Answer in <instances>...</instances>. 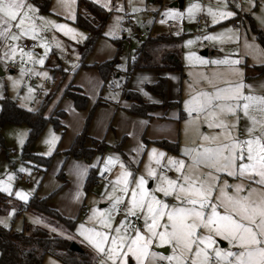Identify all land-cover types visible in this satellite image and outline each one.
<instances>
[{
  "label": "rangeland",
  "instance_id": "rangeland-1",
  "mask_svg": "<svg viewBox=\"0 0 264 264\" xmlns=\"http://www.w3.org/2000/svg\"><path fill=\"white\" fill-rule=\"evenodd\" d=\"M173 3V0L166 2L162 14L163 16L171 17L176 23V27L173 29L167 28L166 31L175 36L179 35L182 38L181 62L184 67L182 73V79L185 80L184 82H186V80L193 81V72L197 73L199 69H201V66L211 64H204L201 63V61L211 62L213 60H223L226 57L230 60L239 61L237 65H231L230 67L239 68L238 66H240L239 69L242 70L243 74L246 72L248 78L254 77L255 69L252 68V66L256 65V62L264 63V47L255 41L254 33L251 32L248 19L245 15L251 16V13L253 12L258 25L264 29V0H186V3L182 8L172 7ZM225 4L227 5V8L224 7ZM192 5H195V8L192 9V14L190 15L188 9ZM255 6H257L256 9H254ZM220 11H232L235 14L231 17L221 19L219 17ZM213 12L216 13L217 23L212 22ZM133 17L135 23L134 21H132V23L136 26V32L134 35L131 30H126L127 28L125 27L122 28L121 22L117 28L120 35L118 34L117 36L112 37H121L124 32V36L128 39V41L126 40L124 43V51L121 53L118 60L120 63V69L122 70H125L128 67L129 57L132 56V53L138 48L139 40L137 38V33L146 32V30H149L151 27L150 22H143L137 19V17ZM199 18L200 22L198 23ZM237 20L239 21V24L235 26L234 22ZM34 23H36V20ZM160 25H154L150 29L151 32H153V34L157 33L160 27H162ZM208 36L218 38L206 39L205 37ZM189 41H191V43H187ZM53 43L56 44V42ZM246 43L253 44L256 47H245ZM64 49L65 50L60 48L54 49L56 56L49 59V64L51 63L59 66L58 62H61L62 69L66 73H70L60 86H56V83H52L51 81L49 86L45 89L42 88V80L45 78L51 80L52 76L48 67L37 63V61L43 58V56L44 59L48 56L49 51L46 50V52L38 55L32 52L30 56L22 57V59L18 58L19 55L15 56L13 59H9V61L6 62L8 66L11 67V65H15L14 76H12L10 72H7L4 77H0L1 94L2 88L3 90H6L5 92L7 95L13 94L12 96L14 97V100L22 110L38 111L41 103L49 98L50 101L46 109L43 110L44 116L47 118H50L53 115L56 107H60L61 109H58L62 110V107L65 106L66 103L71 107L70 112L63 109L66 111V114L65 120L60 122L61 127H53L50 123L46 124L39 137L28 147L25 145L28 136V127L25 125H13L9 123L4 125L0 130V187H9L11 189L10 192L0 191V193L13 203V206H11L9 211L0 215V224L6 229H12L16 232H21L27 225L44 228L53 235L63 236L67 239L74 240L73 242L76 241L80 246L87 247L96 257L95 264H100V261L104 257L97 253L95 249L88 244L84 237L80 235V232L84 229H93L97 227V219H90V217L93 216L92 209L96 208L102 211L110 209L112 201L117 196L124 197V200L119 206L121 212L113 211V223L119 224L120 220L125 218L126 213L124 208L127 207L126 201L131 193H124L121 191V188L124 186L122 182H118V178L121 177V172L128 171L132 174L127 179L129 184L133 187L135 186L136 178L143 175L147 181L145 187L149 191H152L161 182L159 176L160 172H163L164 175L170 179H176L178 175L175 169L169 166L168 157H173L177 160L182 159L186 164L191 163V158L185 155L182 152V149L195 148L202 143L199 139L200 135H215L220 129L209 128L203 115L200 116L201 122L199 123L198 121H192L189 114L185 113L186 119H181L184 133L181 134V142L179 146L175 147V153L159 146L156 147L154 143H147L146 140H144L145 136L142 135L143 133H138L133 126L128 124L127 118L130 117L125 112L123 113L119 108L121 103H117L119 102V99H121V94H119V84L116 82L112 89L108 88V90H104L102 95L103 97L107 96L108 99L110 97L113 103L117 104L116 106L118 108L112 107L111 118L104 119L107 115V110L99 107L96 109L93 116L94 121L93 119L92 121L95 122L93 131L100 137L97 139L104 137V141H106L110 147H115L121 141L124 142L121 149L122 154L118 151L109 150L102 156L94 155L90 162H86L82 159L78 160L64 157L63 153L70 148L72 140L83 127L76 116L84 113L78 111L73 112L74 108L71 100L62 98L64 89L70 82L73 83L75 81L84 80L82 82H84L85 88L88 90V104H93V101L97 99L94 90L91 88L90 84H88L89 81L85 78L86 75L84 76L80 71L82 69H80L79 58L76 57L72 50ZM203 51H207L208 54L206 56L201 55V52ZM26 63L33 64L37 68L42 67L43 73H46V75L39 74L38 78L33 80L34 84L22 83L23 77L20 75L21 67ZM225 72L228 75V82L236 83L240 81V77L236 76L237 74L232 72L231 69L226 70ZM78 75L80 77H78ZM198 77L201 78L200 76ZM198 77L196 76L195 79H198ZM244 80L245 76L243 75L244 84L250 81V79H246L248 80L247 82ZM215 85L220 87L225 86L224 82L216 83ZM248 86H251V92L257 91L256 84H253L252 82L249 83V85L246 86L247 89L245 88L246 91H250ZM39 89H41L42 98L36 100L34 99V94ZM260 90H262L260 95H264V87ZM184 95H186V93ZM3 98L4 97L0 98V101ZM31 103L34 104L33 110L29 107ZM252 114L257 116V118H260L261 115L259 112H253ZM195 116L196 113L193 112L192 117ZM240 117L241 118L238 122V132H233V135L238 134L240 139H245L248 121L243 117L242 112L240 113ZM221 118L229 124L235 120V117L231 115L222 116ZM103 119L105 125H102ZM186 122L189 123L186 125ZM90 128L88 132L89 134H91L92 130V128ZM220 139L223 140V137L221 136ZM21 141L23 142L21 143ZM153 148L157 150V153L150 158L149 152ZM25 152L31 153L37 157L51 158L49 166L45 167L41 162L37 163L24 158L25 155L23 154ZM159 152H163L165 156L159 157ZM109 157H111L112 160L106 163V160ZM121 164L124 165V169H121ZM146 166L155 169L157 175L155 177L149 176L147 174ZM22 168L25 170L21 171ZM90 168L96 172L98 177L103 174V171L108 172L109 178L103 181L98 179L96 184H92L88 191H86L83 188V184ZM34 169L38 170L39 175L32 174ZM102 169L104 170L102 171ZM187 171L189 170L186 168L185 172ZM205 171H207V169H205ZM225 181H227L229 185L244 183L250 187H258L250 184L247 180L242 181L239 176L233 178L224 173H220L219 183L223 185ZM61 184H65V186L60 187L57 194L50 199L47 204L56 211H61L64 216L70 219H76V224L74 225L72 232L66 233L60 228L57 229L53 223L49 222L44 217H40L29 211L17 215L16 209L18 208L15 206L16 203L25 204L29 197L35 193L39 198L46 197L55 192ZM17 191L22 195L27 196V199L23 200L17 197ZM226 191L230 195L233 194L232 188H228ZM217 194H219V189H217ZM155 195L158 199L167 202L170 206L175 204V199L173 197H165L163 193H155ZM219 211L223 212L224 209L220 208ZM10 213L11 215H9ZM130 218L135 217H129V219ZM164 219L166 221V217ZM82 225L83 228L81 227ZM136 226L143 232L144 220L142 217L138 219ZM160 230L163 229L161 228ZM199 231L202 234L204 233L203 229H199ZM130 234L134 235L135 231L133 230ZM214 239L216 244L213 245V247L232 250L234 252L238 251L235 247L230 249L228 241L220 237H214ZM149 250L150 252L158 253L160 256L167 257L172 255L173 247L171 244L162 243L158 238H155L154 242L149 245ZM127 259L130 263L136 264V261L131 256ZM42 264H60V262L47 255L44 257ZM145 264H168V261H161L159 259L154 260L151 256H148L145 258Z\"/></svg>",
  "mask_w": 264,
  "mask_h": 264
},
{
  "label": "snow or ice",
  "instance_id": "snow-or-ice-1",
  "mask_svg": "<svg viewBox=\"0 0 264 264\" xmlns=\"http://www.w3.org/2000/svg\"><path fill=\"white\" fill-rule=\"evenodd\" d=\"M224 7L227 8V5ZM194 8L195 5H192L188 9L190 15ZM234 14L232 11H220L219 17L225 19ZM212 16V22L217 23L216 13L213 12ZM37 18L41 21L45 19L37 17V9L33 4L27 3V0H0V39L12 42L5 45L11 53H5L7 58L13 59L17 49L22 57L31 55L20 48L17 41L25 36L36 38L37 26L34 21ZM48 23L59 30L67 29L65 34L74 32L64 24L52 21ZM245 47L256 46L246 43ZM43 62V58L37 61L40 64ZM201 63L234 66L239 61L226 57L223 60ZM231 71L240 77L239 82L224 81L225 86L220 87L205 76L204 79L214 90L198 93L202 99L192 98L191 107L190 101H185V109L192 120L199 121V117L203 115L209 128L220 131L211 136L200 135L202 143L195 148L182 149L191 158V163L186 164L184 160L173 157L167 158L169 166L178 174L176 179H170L160 172V184L149 191L145 187L147 181L143 175L136 178L133 187L127 179L132 174L122 171L118 178V182L124 185L121 191L131 193L126 201L127 207L124 208L125 218L119 224L113 223V211H119L124 200L122 196H117L106 211L92 209L93 216L90 219H97V227L84 229L80 235L104 257L100 264H130L127 259L129 256L136 264H145L148 256L154 260H167L168 264H264V95L252 94L251 86H248L249 93L245 94L242 70L232 67ZM193 112L196 113L195 117H192ZM241 112L248 121L245 139H240L238 134L233 135V132H238ZM253 112H259L260 118L253 115ZM227 115L235 117L230 124L221 118ZM187 123L189 122L186 125ZM221 136L223 140L220 139ZM156 153L157 150L153 148L149 152L150 158ZM158 156L164 157L165 154L159 152ZM111 160V157L107 158L106 163ZM120 167L124 169L123 164ZM186 168L189 171L185 172ZM220 173L233 178L239 176L242 181L247 180L258 187H250L244 183L229 185L227 181L221 185ZM147 174L153 177L157 175L156 170L151 167H147ZM228 188H232L233 194L226 191ZM0 191L10 192L11 189L0 187ZM155 193L173 197L175 204L170 206L158 199ZM16 195L20 199H27L19 191ZM220 208L224 211L220 212ZM129 217L143 218V232ZM199 229H203L204 233ZM133 230L135 234L131 235ZM214 237L228 241L229 248L235 247L238 251L213 247L216 244ZM155 238L162 243L171 244L172 255L163 257L150 252L149 245Z\"/></svg>",
  "mask_w": 264,
  "mask_h": 264
},
{
  "label": "trees",
  "instance_id": "trees-1",
  "mask_svg": "<svg viewBox=\"0 0 264 264\" xmlns=\"http://www.w3.org/2000/svg\"><path fill=\"white\" fill-rule=\"evenodd\" d=\"M36 5L40 12L48 13L50 3L48 0H30ZM160 3L158 0H154ZM75 20L73 24L80 30L86 33V38L82 45V55L80 60V69H94L98 73L99 79L102 81L100 89V98L89 107L88 97L83 95L81 90L72 84L64 89L62 98L71 100L73 108L77 111H87V115L83 124L82 131L76 135L71 147L63 153L66 158L82 159L90 162L94 155L102 156L109 150L118 151L122 154V147L124 142L121 141L115 147H110L104 139L98 141L88 135L90 123L93 119L96 109L103 105L111 104L110 99L102 98L104 90L112 89L116 82L119 84V94L125 98L129 103L123 109L129 115L138 116L141 118L151 117L153 113L161 110H174L179 108V101H170L167 97L168 79L162 77L153 84H147L145 90L152 93L160 99L158 104L146 103L141 94L128 89L132 72L136 70H162L170 73H183L182 56V38L181 36H172L169 34L155 35L149 30H146L145 38L141 39L137 36L139 43L138 48L133 52L130 59V64L126 70L119 68L118 56L123 52L124 43L128 39L124 36L115 37L112 44L117 49V55L108 61L100 64L88 65L85 63L86 59L94 52V47L100 38L104 36L103 30L111 18V10H107L89 0H76ZM159 13L153 14L151 22L154 23L155 18ZM127 21L122 22V28L131 30L127 27ZM131 25V24H130ZM154 24H151L153 27ZM132 32V31H131ZM133 34V33H132ZM257 40L259 44L264 47V37L261 33L256 31ZM134 35V34H133ZM255 75H264V65L255 67ZM68 76L61 68L54 70L52 76V83L60 86L64 79ZM50 98L41 103L38 111L22 110L18 107L16 101L5 97L1 100L0 108V130L3 125H25L28 127V136L26 139V146H31L33 141L39 137L40 133L45 128L46 124H51L53 127H61L59 119L64 117L63 111L55 109V112L50 118L44 116L43 110L46 109ZM34 108V107H33ZM31 108V110H33ZM180 113L182 110L180 109ZM63 128V127H62ZM156 146L166 149L171 152H176V144H170L166 141L155 142ZM24 158L30 159L37 163H42L45 167L50 164L51 158L37 157L31 153L25 152ZM63 178V176H62ZM101 178L97 176L92 168L88 170V175L83 185V188L88 191L92 184H96L97 180ZM46 197L39 198L37 194L30 196L25 204L16 203L17 215L22 212H32L40 217H44L49 222L53 223L57 229L70 233L76 224V219H67L63 217L58 211L52 209L47 203L52 199L60 187ZM13 206L12 201L0 193V215L5 214ZM74 240L67 239L63 236H56L44 228L26 226L21 232L6 229L0 224V264H42L45 256L49 255L60 262V264H94L96 257L90 249H86L77 244L82 252H72L69 246Z\"/></svg>",
  "mask_w": 264,
  "mask_h": 264
},
{
  "label": "crops",
  "instance_id": "crops-1",
  "mask_svg": "<svg viewBox=\"0 0 264 264\" xmlns=\"http://www.w3.org/2000/svg\"><path fill=\"white\" fill-rule=\"evenodd\" d=\"M48 1L50 3L49 12L44 13V12H40L38 7L36 5H34L33 3H31L30 0H27V3L33 4V6L37 9V17L42 16L45 19L43 21L39 20L38 18L35 19L36 20L35 24L37 26V32H36V38L35 39H33L31 36H25L24 38L38 42L37 48L34 51H26L25 50L26 52H30V53L33 52L34 54L38 55L40 53L49 51L48 56L45 59L43 56V61H44L43 65L48 67V69L50 70V74L53 76L55 69H57V68L62 69L61 62L60 63L58 62L59 66H57L55 64H51V63L49 64V59L53 56H56V52L54 49H56V48H60L63 50H65L64 48L70 49L75 53L76 57L79 58V60H81V55L83 52L82 45H83L84 40L86 38V33L84 31L80 30L79 28H77L73 24V22L75 20L74 17H75V9H76V3H75L76 0H74V2H73V0H48ZM89 1L94 2L97 5L99 4L100 6H102L103 8H105L107 10H111V16H110L111 18L109 19L108 24L105 26V29L103 30L104 36L99 39V41L96 43V45L94 47V49H95L94 52L85 61V63L88 65H94V64H100L101 62H104V61L111 60L117 55L116 54L117 49L112 44V40L115 37L114 38H112V37L117 36L118 34L120 35L117 28H118V25L121 24V22H123L125 20V21H127L126 22L127 26H130L132 21H134L133 16H135L140 21H143V22L147 21V22H150V24L156 25L155 23L150 21L152 15L156 14V13L162 14V11L164 10L165 3L172 1V0H158V1H160V3H157L154 0H89ZM173 1L175 2L176 0H173ZM239 1H241V0H239ZM185 3H186V0H183V5ZM183 5H182V7H183ZM256 7L257 6H255L254 9H256ZM117 9H120V10L117 11ZM251 14H252L251 16L250 15H245V16L248 19L249 28L251 29V32L254 33V39L259 44V42L257 40L256 31L261 33L262 36L264 37V29L258 25L257 19L253 15V12ZM168 18L174 21V19H172L171 17H168ZM48 21H52L55 24H64L67 26V28L73 29L74 32H69L68 34H65L67 29L59 30L56 27H54L53 24H49ZM237 21H235V22H237ZM134 23H135V21H134ZM175 25H176V23H175ZM175 25H174V27H176ZM160 26H162V27H160ZM160 26H159L160 29L158 30V32L154 33L155 35L169 34V35L175 36V35L171 34L170 32L166 31L167 27L164 24H162ZM150 28H152V27H150ZM13 31H15V29H13ZM148 32H151V30ZM144 33L147 34V32H144ZM151 33L153 34V32H151ZM176 36H179V35H176ZM20 41L21 40L17 41L19 47H20ZM53 42H56V44ZM10 43H12V42L0 39V77H4L5 73H7V72H10L12 74V76H14V73H15V70L10 69V66H8V64L6 63L7 61H9V58H7L5 56V53L8 52L9 55H11V53H10V50L5 47V45L10 44ZM17 55H19L18 58L22 59V56L19 53V49H17V53L15 56H17ZM120 55L118 56V60L120 58ZM131 57L132 56L129 57L128 63L130 62ZM118 63H119V61H118ZM119 65H120V63H119ZM262 65H264L263 62H256V65L252 66V68L255 69V67H259ZM31 66H33V69L31 70V74L34 77L38 78L39 74L43 73L42 67L37 68L33 64ZM230 66L231 65H229V64H208L206 66H201V69H199V71L197 73L193 72V74H194L193 75V77H194L193 81L186 80V82H184L185 80L182 79V75H180L178 72L177 73H170V72H166L164 69H162V70H145V71L144 70H136V71L131 73V75L129 76L130 81H129L128 89L130 91L133 90V91L141 94L142 98L144 99V101L146 103L148 102V103H154V104H158L160 102V99L158 97H156L155 95H153L152 93H149L148 91H146L144 88L147 84H153L156 81H158V79H160L162 77H166L168 79V86H167V92H166L167 97L170 101H173V102L179 101V108L182 110V113H180V109H174V110H170L167 112H166V110L163 109L161 111H157V112L153 113L151 117H148L146 119V118H141V117L134 116V115L131 116L125 110H123L129 104L125 100L124 97L121 96L120 97L121 99H119V102L117 104L121 103L119 108L123 111V113L125 112L130 117V118H127L128 124L133 126V128L138 133H141V134L143 133L142 135L145 136L144 140H146L147 143L149 142V143L153 144L155 142L166 141L170 144H176L177 146H179V144L181 142V139H180L181 134L184 133V129L182 128L183 123H182L181 119H184V118L186 119V114L188 113V111H186V109H185V101L189 100L190 101L189 106L191 107V104L193 102L192 98H196V100L202 99L201 97L198 96V93L205 92V91L208 92V91L213 90V89H211V88H213L212 85H210L204 79L205 76H208L210 79H212L213 84L222 83L224 81H229L228 75L225 71L231 69L232 67H230ZM238 67L240 68V66H238ZM21 68L22 69H21L20 75H21V77H23L24 72H25L24 66ZM119 68H120V66H119ZM80 71L82 72V74L84 76L86 75L85 78H87V80L89 81L88 84H90L91 88L94 90V92L96 94L97 99L95 101H93V104H94L100 98V89H101L102 81H101V79H99L98 73L94 69H84V70H80ZM67 74L69 75L70 73L67 72ZM243 75L245 76L244 81L247 82L248 80H246V79H250V81L245 84V88L247 85H249V83L252 82L253 84L257 85V91L251 92V93L255 94V95H260L262 93V90H260V89L262 87H264V75L257 76L254 74V77H250V78H248V76L246 75V72H244ZM52 76H51V79H52ZM196 76L197 77L200 76L201 78L198 77V79H195ZM236 76H238V75H236ZM78 77H80V76L78 75ZM145 78H147V79H145ZM3 81H5V80H3ZM50 81H52V80H50ZM82 81H84V80H82ZM82 81H75L72 84L75 85L76 87H78L81 90L83 95H86L88 97V95H87L88 90L85 88L84 82H82ZM22 83H25V81H23V78H22ZM33 84H34V82H33ZM49 85H43L42 84V88L45 89ZM189 86H191V87H189ZM245 88L243 89V91L245 94H248L249 91H246ZM184 90H185L186 95H184L185 94ZM5 91L6 90H3V88H2V94H1V90H0V98H2V97L8 98L9 97L11 100L15 101L14 97L12 96L13 94L7 95V93ZM187 95H188V97H187ZM102 98H103V96H102ZM105 98H107V96H105ZM34 99H35V97H34ZM109 99H110V97H109ZM88 100H89V98H88ZM93 104L89 105V107L92 106ZM117 104L111 102V104H107L110 107H108L107 105L101 106L102 108H105L107 110V112H106L107 115L104 119H110L111 118V112H112L111 108L112 107L118 108L116 106ZM58 108H60V107H58ZM58 108H57V110L61 109V108L60 109H58ZM62 108L66 111H69V112L71 109V107L67 103ZM63 109L60 111H63L66 114V111H64ZM74 110L75 109H73V112L77 111V110H75V111ZM78 112H84L81 115L76 116L77 119H79L80 124H82V126H83L86 115H87V111H78ZM104 119L102 121V125H105ZM188 119H190V118H188ZM62 120H65V115H64V117H62L59 120V123L62 122ZM93 121H94V119H93ZM93 121L91 122V125H90L92 128L91 134L88 133V135L91 138L100 141L104 137H102L101 139H97L100 137L97 134H95L93 131V129L95 127L94 126L95 122H93ZM192 121H194V120H192ZM198 122L199 123L201 122L200 117H199ZM181 128H182V130H181ZM82 129H83V127H82ZM82 129H81V131H82ZM79 133H77V135ZM156 147H158V146H156ZM103 173H105V171H103ZM106 173H108V172H106ZM101 176H100V178H101ZM108 178H109V174H108L107 179ZM107 179H105V180H107ZM84 183H85V181H84ZM62 216L67 218V219H70V218L64 216V214ZM73 219H71V220H73ZM75 243H77V242L75 241ZM84 248L88 249L87 247H84ZM130 264H132V263H130Z\"/></svg>",
  "mask_w": 264,
  "mask_h": 264
},
{
  "label": "built area",
  "instance_id": "built-area-1",
  "mask_svg": "<svg viewBox=\"0 0 264 264\" xmlns=\"http://www.w3.org/2000/svg\"><path fill=\"white\" fill-rule=\"evenodd\" d=\"M199 22H200V18L198 19V23ZM154 23L159 24V25L164 24L167 28H173L175 25L173 20L169 19L166 16H163L162 14L157 15V17L154 20ZM234 24H235V26H237L239 24V21L235 22ZM130 28H131L132 33L134 34L136 32V26L131 23ZM137 36L139 38L143 39L145 37V33L144 32H138ZM20 40H21L20 41V48H23L26 51H34L37 48L38 42H36L34 40H28L24 37H22ZM23 66H24V70H25L24 76H23V81H25V83H33L34 82L33 80L36 79V77H34L31 74V70L33 69V66H31L30 63H26ZM10 69L15 70V65H11ZM42 84L43 85H49V84H51V81H49L48 79H44V80H42ZM34 96H35L36 100L41 99L42 98L41 89L37 90L36 93L34 94ZM29 107L33 108L34 104L31 103ZM32 174L39 175L38 170L34 169L32 171ZM107 177H108V173L105 172L101 176V180L103 181V180L107 179ZM120 212H121V210L119 209V213ZM130 220L135 225L138 223V219L136 217L130 218Z\"/></svg>",
  "mask_w": 264,
  "mask_h": 264
},
{
  "label": "water",
  "instance_id": "water-1",
  "mask_svg": "<svg viewBox=\"0 0 264 264\" xmlns=\"http://www.w3.org/2000/svg\"><path fill=\"white\" fill-rule=\"evenodd\" d=\"M183 5V0H176L173 4L172 7H179L182 8ZM201 55L206 56L207 55V51H203L201 52ZM69 250H71L72 252H82L83 250H81V248L77 245V243L73 242L71 243V245L69 246Z\"/></svg>",
  "mask_w": 264,
  "mask_h": 264
}]
</instances>
